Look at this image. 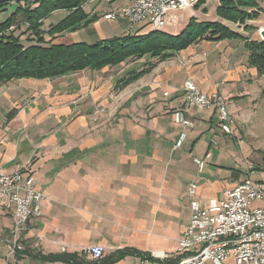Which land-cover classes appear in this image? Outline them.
<instances>
[{
    "label": "crops",
    "instance_id": "obj_1",
    "mask_svg": "<svg viewBox=\"0 0 264 264\" xmlns=\"http://www.w3.org/2000/svg\"><path fill=\"white\" fill-rule=\"evenodd\" d=\"M117 1H104L105 5L103 1H89L95 4L89 12L84 4L82 10L95 21L75 32L86 29L89 34L98 35L96 42L108 40L100 21L106 13L126 3L123 0L118 5ZM207 1L197 9L204 16L193 8L187 9L189 18L197 22H204L198 17L218 20L242 37L261 40L256 29L264 28V21H258L259 26L248 22L254 31L244 32L243 26L209 15ZM118 20L127 19L109 20L114 30H118ZM134 26L135 35L151 32L149 28ZM129 30L125 28L122 34ZM245 46L240 40L201 41L172 53L165 62L150 58L154 67L129 84L133 93L122 102H127V106L130 99L131 107L120 113L113 131H103V105L112 104L116 94L121 93L116 86L131 73L128 66L111 76L106 74L110 68H104L0 85V171L6 174L22 169L30 173L36 190L46 197L40 204V215L15 237L11 214L0 211V264H64L41 260L62 254H74L89 262L85 250L96 245L103 248L106 259L123 252L112 264H138L142 255L154 252L176 259L178 241L190 217V200L205 206L253 172L264 171L250 168L245 172L211 165L212 139L201 159L190 156L203 133H222L212 111L207 117H199L202 111L184 105L181 88L191 81L203 94L218 92L227 104L248 100L251 96L247 92L262 79L247 64ZM261 95L264 96V88ZM133 108L134 120H127ZM229 114L242 121L241 131L264 127V113L258 120H253L256 116L243 108ZM180 116L192 127L180 126ZM235 131L236 128L234 137ZM196 160L202 163L201 168ZM205 161L220 170H231L224 178L230 182L220 186L212 180V171L203 176ZM253 182L264 189V182ZM191 187L195 195L190 197ZM130 251L139 256L129 254Z\"/></svg>",
    "mask_w": 264,
    "mask_h": 264
},
{
    "label": "trees",
    "instance_id": "obj_2",
    "mask_svg": "<svg viewBox=\"0 0 264 264\" xmlns=\"http://www.w3.org/2000/svg\"><path fill=\"white\" fill-rule=\"evenodd\" d=\"M88 0H15L18 7L4 22L0 23V85L18 79H54L67 74L82 71H100L104 68L120 66L131 61H138L144 56L162 62L169 59L172 53H178L201 41L218 42L222 40H240L245 42L248 53L247 64L253 67L264 83V40H250L228 29L220 22H197L189 18L185 27L177 35H167L159 31H151L144 35H126L109 38L92 45L85 43H54L58 36L86 28L95 21V17L82 10ZM206 0H198L194 7L197 10ZM264 0H219L214 15L228 24L243 26V31H254L248 22L257 21L264 15L260 4ZM6 4V3H5ZM0 5L2 7L3 5ZM63 11L67 15L57 24L49 25L47 31L42 30L44 21L52 13ZM204 9L202 10V12ZM22 14L28 46H23L15 30H10L16 18ZM21 25V24H20ZM15 26V25H14ZM13 26V27H14ZM48 37V40H45ZM154 67L146 64L138 72L126 74L116 86V90L125 87L144 75ZM123 252L115 257L102 260V264H112V260L120 259ZM129 254L139 256L136 251ZM149 257L150 254L142 255ZM49 262L64 264H95L76 255H56L41 257ZM113 258V259H112Z\"/></svg>",
    "mask_w": 264,
    "mask_h": 264
},
{
    "label": "built area",
    "instance_id": "obj_3",
    "mask_svg": "<svg viewBox=\"0 0 264 264\" xmlns=\"http://www.w3.org/2000/svg\"><path fill=\"white\" fill-rule=\"evenodd\" d=\"M197 2L126 0L122 7L103 17L108 21L127 19L132 25L161 32L164 27L176 23V13L193 9ZM5 3L7 0H0V5ZM182 89L187 108L216 109L218 129L223 135L234 138V122L221 95L203 94L191 81H186ZM178 120L184 126L191 125L181 116ZM196 163L201 168L202 163L199 160ZM19 170L6 174L0 171V211L11 214L14 237L40 215V204L45 198L36 190L33 176ZM188 194L190 197L195 195L194 188L191 187ZM255 203L259 205L254 206ZM189 213L188 224L178 241L176 259L154 252L138 264H227L228 261L229 264H264V189L261 186L247 178L224 190L219 199H210L205 206L191 199ZM17 241L19 238L14 240L15 245ZM15 249L19 247L15 246ZM85 254L89 261L102 264V247H89Z\"/></svg>",
    "mask_w": 264,
    "mask_h": 264
},
{
    "label": "rangeland",
    "instance_id": "obj_4",
    "mask_svg": "<svg viewBox=\"0 0 264 264\" xmlns=\"http://www.w3.org/2000/svg\"><path fill=\"white\" fill-rule=\"evenodd\" d=\"M89 1H94L97 2V0H88L87 3H85V10L87 12H89L94 6L95 4H91L89 3ZM99 1V0H98ZM123 0H119L117 1V4L120 5L121 2ZM103 5L104 1L102 2ZM99 4V3H98ZM218 2H216V0H208L206 3V7L208 9L209 15L213 16L214 15V11L215 8L217 7ZM260 6L262 8H264V3L260 4ZM18 7V4L14 1H9L8 3H6L5 5H3L2 7H0V23L4 22L12 13H14V11L16 10V8ZM193 10V9H192ZM189 11L190 10H186V11H181L176 13L177 15V21L175 24H171L170 26H166L163 29V33L167 34V35H172L174 36L177 32L180 31V29L185 26L187 24V22L189 21ZM198 11V13L200 15L201 14V10H196ZM65 17V14L63 11H56L54 13L51 14V16L44 21L43 26H42V30L43 31H47L49 29V25L50 24H57L60 20H62ZM215 17V15H214ZM191 18V17H190ZM199 21H204V22H214L209 18H201L198 17ZM259 19L255 22H251L253 25H257L259 26L258 21H264V16L261 15L260 17H258ZM23 15L20 14L17 18L16 21L13 22V26L10 30H14V28H16V26H18L15 31V35H17L23 46H28V43L25 41L26 38L28 39L27 34L25 33V26L22 25L23 22ZM120 23L118 26V30H114L112 23L113 22H108L106 19H101L100 21V27L102 28L103 31V35L105 37H114V36H126V35H135L136 33V26L129 24V22L123 21V20H118ZM21 24V25H20ZM128 28H131V30L127 31L126 34H122L123 31ZM259 33L260 28L256 29ZM250 37V36H249ZM48 37H45V40H48ZM57 39H62V40H57ZM98 40V35L97 34H89L88 30L86 29H81L77 32H73L71 34L68 35H62V36H58L56 38V42L54 41V43H63V44H70V43H85L87 45H92L94 44L96 41ZM64 41L68 42V43H64ZM151 61L150 56H144L142 59L138 60V61H131V62H127L124 63L122 65H120L119 67H110V69L106 72V74L108 75H114L117 73H120V71L128 66L129 68V72H137L142 70L146 64H148ZM129 65H131L129 67ZM212 66V64H210ZM88 71V70H86ZM21 80V79H18ZM263 80V79H262ZM262 80H259V83L257 85H254V87L247 92L248 94H250L251 97H249V99H244L241 100L240 103H234L233 101H231L229 104H227L226 109L227 111L231 112V110L233 109H237V108H243V110H247V112L252 113L253 120H258L261 116V114L264 113V96L261 95V92L264 88V83ZM132 84V83H131ZM130 84V85H131ZM184 86V85H183ZM180 85H178L176 88H179ZM183 88V87H182ZM181 88V89H182ZM133 89H131V87L129 85H127L125 87V89H121L118 93L116 94L115 98L112 101V104H104L103 105V131H113L114 129H116L117 127V120L118 118L121 117L120 113L123 112L125 109H129L131 107V100H128V105L126 106L125 102H122L123 100L125 101L126 97H131V94L133 93L132 91ZM183 90V89H182ZM170 93V91H168ZM172 92V91H171ZM225 92V91H223ZM218 95H220L218 92H215ZM213 94V93H211ZM254 100H257L254 103ZM125 108V109H124ZM249 108V109H246ZM251 108H253V110H251ZM194 109V108H191ZM196 111H202L199 114V117H207V114L209 113L208 111H212V113L214 114L215 118L218 115L216 109H204V110H198V109H194ZM133 112H129V117H126L127 120H134L133 117H131L133 114L135 115L134 111L135 109H132ZM233 119V131L236 128L235 131V137L234 138H229L227 136H223L222 134L218 133L216 136H214L213 133H209V132H205L202 134L201 138L199 139L197 145L195 146L194 151L190 154V156L192 157H197L200 158L202 157L205 149H206V145L207 143H209V141L212 139L216 145H214L213 143L211 144V156L212 158L209 160V163L211 165H222L223 167H228L230 169L232 168H239L241 170H244L245 172L247 170H249L250 168H257V169H264V127H256V126H252L251 131H241L243 130V124L242 121H240L239 119L235 118L234 116H232ZM241 122V123H240ZM178 123L180 124V126L182 127H188L191 128V125L188 126H184L181 124V121L178 120ZM196 130V129H195ZM194 130V131H195ZM198 131H195V133ZM243 136V137H242ZM226 137V138H225ZM227 154L229 156H227ZM235 160V163H234ZM210 164H206L205 161V170H203L202 175L205 176L207 174L208 171H212V173L214 172V176L212 177L214 181L218 182L220 186H224L223 183H229L230 180H224V178H227L229 176V173H231V170H225V169H218L214 166H211ZM210 166V169H209ZM19 171L23 172L22 169H20ZM198 177H202L198 174ZM242 178H245L244 175H242ZM247 178V177H246ZM250 180L252 181H261L264 182V171H259V172H253L250 175ZM232 180V179H231ZM46 198V197H45ZM45 198L43 200H45ZM98 246V245H96ZM101 247V246H100ZM209 264V263H207Z\"/></svg>",
    "mask_w": 264,
    "mask_h": 264
},
{
    "label": "water",
    "instance_id": "obj_5",
    "mask_svg": "<svg viewBox=\"0 0 264 264\" xmlns=\"http://www.w3.org/2000/svg\"><path fill=\"white\" fill-rule=\"evenodd\" d=\"M259 37L261 40H264V28L259 30Z\"/></svg>",
    "mask_w": 264,
    "mask_h": 264
}]
</instances>
